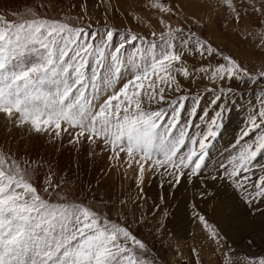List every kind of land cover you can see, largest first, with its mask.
Segmentation results:
<instances>
[{"label":"snow or ice","instance_id":"1","mask_svg":"<svg viewBox=\"0 0 264 264\" xmlns=\"http://www.w3.org/2000/svg\"><path fill=\"white\" fill-rule=\"evenodd\" d=\"M223 3L235 13L233 23L240 25L233 0ZM251 6L264 16V0H251ZM150 7L188 20L180 3L152 0ZM160 24L167 30L160 32L157 43L156 32L151 41L107 27L89 32L34 11L16 20L0 16V115L37 134L54 132L59 137L74 129L69 134L76 143L102 141L110 148L111 158L119 160L124 153L138 165L141 182L144 172L154 169H163L176 184L184 176L199 175L207 141L217 137L227 111L223 97L215 94L218 85L224 92V81L250 74L237 59L223 55L208 41L192 37L191 43L181 39L178 45L182 29L166 24L163 18ZM117 36L120 42L114 44ZM216 56L226 63L214 68L203 63L189 67V57L194 62L197 57ZM180 77L189 84L206 80L207 90L214 93L212 103L219 110L206 131L191 132L200 128L193 119L198 116V96L193 98L188 119L184 118L188 96L182 94L185 88ZM169 93L178 95L171 98ZM153 104L166 107L153 108ZM207 115L205 111L199 119ZM248 124L243 136L256 130L259 135L252 144L245 143L212 179L222 181L250 206L257 200L264 202V164L258 159L264 157V98L249 115ZM32 177L30 163L22 167L0 154V264H154L144 258L147 245L131 230L123 207L118 216L125 223L113 221L99 210L67 202L57 192L60 185L49 177L44 193H55L63 201L52 202L41 195ZM208 195L200 193L201 198ZM193 212L209 239L218 248L224 247L225 237L218 228L195 205Z\"/></svg>","mask_w":264,"mask_h":264},{"label":"rangeland","instance_id":"2","mask_svg":"<svg viewBox=\"0 0 264 264\" xmlns=\"http://www.w3.org/2000/svg\"><path fill=\"white\" fill-rule=\"evenodd\" d=\"M239 1L243 6L235 9L241 11L240 25L233 23L235 13L227 11V6L220 0H158L169 5L182 4L183 15L188 16V20H184L183 16L170 17L158 12L150 7L152 0H0V16L7 20H16L34 11L44 18L84 27L89 32L107 27L125 36L136 35L149 41L154 39L152 32H156L157 43L160 42V32L167 30L166 26L160 24L163 18L166 24L182 29V37L178 36L176 41L178 45L181 39L191 43L192 37L208 41L223 55L237 59L250 74L242 79L224 81V92H220L218 85L215 94L223 97L222 103L227 108L223 113L222 126L217 137L207 141L209 147L201 173L184 176L179 184L172 182L173 178L163 169L146 170L143 181H139V168L134 161H129L124 153L120 154L119 160L111 158L110 148H106L102 141L89 143L81 139L76 143L69 134L75 132L74 129L62 132L59 137L54 132L37 134L27 125L14 126L2 115L0 154L15 159L22 167L30 163L33 169L32 182L45 199L63 202L55 193L49 195L43 191L47 178L51 177L54 184L60 185L57 189L59 195L66 196L69 203L89 206L108 214L119 223H125L124 217L118 216L119 209L123 207L131 230L147 245L148 251L144 258L154 264H225L226 260L229 264H260L264 260V202L257 200L249 206L240 194L231 188L226 189L222 181L212 179L220 175L223 167L228 165L231 157L245 143L252 144L259 135V130L250 132L248 136H243V132L249 127V115L260 107V101L264 98V16L254 12L246 0ZM256 7H260L259 2ZM193 18L199 23L194 22ZM119 42L117 36L113 43ZM189 61V67L203 63L214 68L219 63H226L220 56L197 57L194 62L189 57ZM180 80L185 88L182 94L188 96L185 119H188L187 113L193 106V98L198 96L200 99L198 116L193 118L200 128H193L191 132L206 131L209 122L215 118V112L219 110L212 103L214 93L207 90L206 85H210L206 80L203 83L197 81L196 84H189L182 77ZM168 95L176 98L178 94ZM144 106L149 107L147 103ZM151 107L166 105L153 104ZM205 111L207 117L199 119ZM186 150L187 146L182 149ZM258 159L259 163L264 164V157ZM148 167L145 164V168ZM158 173L163 174L157 181ZM161 180H165L168 186L165 193L162 191L164 185L159 184ZM153 191L156 192L155 197L152 196ZM201 192L210 195L201 198ZM220 197L237 205H234V215L229 214V223L224 229L215 223L212 210L208 209L210 204L214 206L218 199L221 200ZM187 199L190 202L186 203ZM121 201H126V205L122 206ZM193 205L225 237L224 247L218 248L202 225L193 218ZM178 208L184 215L182 217L179 214L181 217L176 218L178 221L186 219L188 223V229L183 224L181 227L190 234L185 238L175 230L177 219L174 212Z\"/></svg>","mask_w":264,"mask_h":264},{"label":"bare ground","instance_id":"3","mask_svg":"<svg viewBox=\"0 0 264 264\" xmlns=\"http://www.w3.org/2000/svg\"><path fill=\"white\" fill-rule=\"evenodd\" d=\"M186 9V8H185ZM246 24V23H245ZM256 136V135H255ZM242 138V137H241ZM148 165V164H147ZM169 170H171V169H169ZM163 174V173H162ZM162 174H159L158 173V175L156 176V180L158 181V180H160L161 179V176H162ZM167 174V173H166ZM151 175V174H150ZM184 181V180H183ZM165 182V180L163 181V180H161V182L159 183V184H162V185H164L163 186V192L164 191H166V187H168V186H166V183H164ZM180 183H182V181L180 182ZM198 184V183H197ZM218 185V184H217ZM219 185H222V184H220L219 183ZM172 186V185H171ZM192 186V185H191ZM223 186V185H222ZM170 187V186H169ZM185 187V186H184ZM205 187V186H204ZM211 187V186H210ZM216 187H218V186H216ZM221 187V186H220ZM188 188H189V186H188ZM209 188V187H208ZM187 188H185V190H186ZM201 189V188H200ZM203 189V188H202ZM207 189V188H206ZM205 189V190H206ZM210 189V188H209ZM214 189V188H213ZM218 189V188H217ZM188 190V189H187ZM204 190V191H205ZM196 191V190H195ZM162 192V193H163ZM217 192V191H216ZM165 193V192H164ZM163 193V194H164ZM190 193V192H189ZM230 193V192H229ZM155 194H156V192L155 191H153V193H152V196L153 197H155ZM187 194V193H186ZM191 194V193H190ZM183 195V194H182ZM185 195V194H184ZM224 196V195H223ZM186 197V196H185ZM229 197V196H228ZM221 198V197H220ZM204 200V199H203ZM163 201V200H162ZM190 202V200L189 199H187L186 200V203L187 202ZM184 205V204H183ZM186 205V204H185ZM200 205V204H199ZM235 205V204H234ZM234 205H232V203H230V202H227V201H225V200H222V198H221V200H217L216 202H215V204H214V206L212 207L211 206V204H210V207H209V205H208V209H210V210H212V214L214 215V221H215V223L216 224H218L221 228H225V226L226 225H228L227 223H229L228 221H229V218H230V216H229V214H233L234 215V212L236 211V208L234 207ZM198 206V205H197ZM235 206H237V205H235ZM191 207V206H190ZM192 208V207H191ZM200 208H201V206H200ZM205 209V208H204ZM180 208H178L175 212H174V215H175V219H177V220H175L176 221V224L175 225H177V228L175 229V230H177L178 231V233H181V235L183 236L184 235V237L183 238H185V237H188V235H190L189 233H188V230H182L181 229V227H182V224H183V226H187V229H188V223L184 220L183 221V219L182 220H179L178 221V218H176V216H178L179 214L181 215L182 214V217H183V215H184V213L181 211L180 212ZM204 211V210H203ZM205 212V211H204ZM157 213V212H156ZM193 214V213H192ZM191 214V215H192ZM178 217H181V216H178ZM209 218H211V216H209ZM179 219H181V218H179ZM244 221V220H243ZM244 225V224H243ZM245 227V226H244ZM241 229H243V228H241ZM234 232V231H233ZM232 232V233H233ZM241 232V231H240ZM177 233V232H176ZM179 236V235H178ZM194 236V235H193ZM180 239H182V237L180 238ZM196 239H197V237H196ZM178 241V240H177ZM175 243H176V241H175ZM196 243V242H195ZM183 250V249H182Z\"/></svg>","mask_w":264,"mask_h":264},{"label":"crops","instance_id":"4","mask_svg":"<svg viewBox=\"0 0 264 264\" xmlns=\"http://www.w3.org/2000/svg\"><path fill=\"white\" fill-rule=\"evenodd\" d=\"M221 2H223V0H220ZM243 1H245V0H243ZM250 1L251 0H249V2H248V0H246V3L250 6L251 5V3H250ZM217 2H219V1H217ZM220 3V2H219ZM233 3H234V5H235V7H238V6H243L241 3L242 2H240L239 0H233ZM222 4H224V3H222ZM223 7H224V5H223ZM225 9V8H224ZM226 10L227 11H231V9H229L228 7L226 8ZM238 10H240V9H238ZM237 11V10H236ZM237 12H241V11H237Z\"/></svg>","mask_w":264,"mask_h":264}]
</instances>
